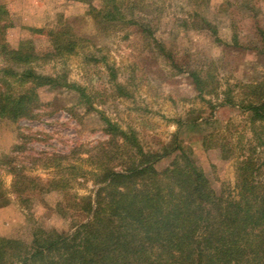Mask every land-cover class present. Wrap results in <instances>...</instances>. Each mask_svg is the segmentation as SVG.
<instances>
[{
  "label": "rangeland",
  "instance_id": "rangeland-1",
  "mask_svg": "<svg viewBox=\"0 0 264 264\" xmlns=\"http://www.w3.org/2000/svg\"><path fill=\"white\" fill-rule=\"evenodd\" d=\"M121 2L125 17L133 13L166 48L189 53L188 69L203 71L210 87L199 95L191 77L175 73L154 50L147 33L118 22L99 23L86 4L0 0L12 26L6 33L10 47L30 40L44 55L50 50L46 37L29 29L60 25L83 40L75 54L40 60L32 68L38 75L63 76L87 95L81 99L73 89L41 88L29 117L0 118V239L29 247L39 229L76 230L79 214L71 209L63 214L60 205L74 199L84 204L82 199L91 197L95 206L102 171L120 172L128 161L110 152L112 137L104 132L103 119L133 131L145 153H168L156 163L158 171L179 154L178 145L190 150L214 191L226 197L236 196L241 160H252L256 180L262 178L264 118H253L244 107L253 92L264 95V0ZM92 5L101 6L97 0ZM202 20L216 35L202 30ZM7 65L0 55V71Z\"/></svg>",
  "mask_w": 264,
  "mask_h": 264
},
{
  "label": "trees",
  "instance_id": "trees-1",
  "mask_svg": "<svg viewBox=\"0 0 264 264\" xmlns=\"http://www.w3.org/2000/svg\"><path fill=\"white\" fill-rule=\"evenodd\" d=\"M65 1L86 4L99 23L114 26L118 22L147 33L154 50L175 73H187L199 95L210 87L203 71L188 69L189 53L166 48L153 37L151 29L132 17L133 13L130 19L125 17L123 0H97L99 9L92 5L96 0ZM8 16L0 3V55L8 62L2 70L5 89L0 88V118L15 122L29 117L39 104L37 92L41 88L65 87L76 91L81 99L87 98L83 88L68 83L65 77L38 75L32 68L40 60L75 54L83 40L60 25L55 30L29 29L46 37L50 50L44 55L30 40L10 47L6 41V33L12 28ZM202 22V30L216 35L209 22ZM232 40L237 45L236 38ZM253 94L254 99L244 109L252 112L253 118L262 119L264 95ZM90 110L91 107L86 112ZM103 120L104 132L112 137L110 152L117 151L119 160L125 155L128 159L122 164L125 169L102 171L96 185H104L96 191L95 206L91 197L82 199L84 204L74 199L60 205L63 214L67 209L79 214L73 222V233L39 229L29 247L21 241L1 238L0 256L6 259H0V264H264V159L259 181L252 160H241L236 196L226 197L214 191L190 150L188 153L178 145L179 154L168 167L158 171L156 163L168 153H145L133 131ZM259 146L264 150L263 139H259Z\"/></svg>",
  "mask_w": 264,
  "mask_h": 264
}]
</instances>
